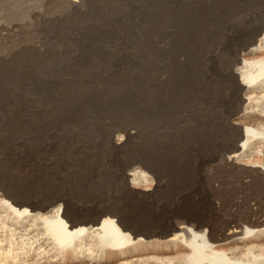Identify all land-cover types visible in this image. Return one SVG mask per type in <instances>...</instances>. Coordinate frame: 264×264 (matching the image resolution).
<instances>
[{"label":"rangeland","instance_id":"rangeland-1","mask_svg":"<svg viewBox=\"0 0 264 264\" xmlns=\"http://www.w3.org/2000/svg\"><path fill=\"white\" fill-rule=\"evenodd\" d=\"M263 27L264 0H0V178L12 194L0 189V197L30 209L60 197L66 222L113 212L138 231L190 220L217 235L231 215L203 209L201 182L214 171L198 169L216 139L221 148L231 139L220 138L218 124L199 126L198 108L225 95L223 74L237 57L249 65L264 55L243 51ZM252 124L264 131V117ZM253 143L263 158L264 134ZM14 237L0 249L20 244ZM183 244H150L99 264H183ZM36 247L25 262L68 264L57 250L46 254L52 245Z\"/></svg>","mask_w":264,"mask_h":264},{"label":"bare ground","instance_id":"bare-ground-1","mask_svg":"<svg viewBox=\"0 0 264 264\" xmlns=\"http://www.w3.org/2000/svg\"><path fill=\"white\" fill-rule=\"evenodd\" d=\"M79 2L80 0H71L74 5ZM215 50L216 48L213 51ZM244 50L246 53H264V27L249 36L243 46ZM214 54L211 51L210 58H213ZM242 60L241 56L237 57L223 74L229 78L225 95L217 102L213 100L216 102L214 105L206 100L205 109L201 106L198 108L200 117L197 122H203L205 114V122H198L199 126L218 124L223 131L220 138L231 139L230 145H226L227 148H221L223 146H220V141L216 139L214 145L209 146L211 151L201 156L202 165L199 166L202 167L201 170L198 169L202 171L203 166L210 164L209 171H214L213 175L204 177L205 181L201 182L205 205L203 209L212 214L224 210L231 215L223 221L217 235L208 233L202 222L188 225L190 220L170 222L168 229L163 231H138L129 227L120 217L117 221L118 215L113 212L104 213L108 216L99 222L97 221L102 214H98L97 218L91 221L70 219L66 222L61 214L62 204L58 203L62 200L60 197L55 198L50 203V206H53L49 208L45 205L30 204L31 209L24 206L28 204L24 201L12 198L13 203L19 205L15 206L9 199L0 197L1 231L8 233L4 234L5 238L0 239V245L6 240H12L14 236L20 240L16 247L13 246L14 242H10L8 248H1L3 251H0V264H49L52 260L46 258L48 260L38 262L39 257L32 262H25L29 256L26 255L27 249H35V246L40 250L43 246L52 245L46 249V254L52 253L51 255L56 257L57 250L68 264L71 261L78 264H99L111 259H124L128 254L137 256L141 249H148L150 244L178 245V242H181L178 248H185L183 243H186L190 249L182 255L183 264H264V157H260V152L252 151L253 137L259 133L264 134V131H259L252 124L264 117V55L251 61L249 65L242 63ZM124 137L129 140L132 132L127 131ZM113 145L120 149L125 143L119 137L113 141ZM145 167L157 175L149 166ZM126 170H122L121 176L129 187L131 172L128 174ZM137 172L133 174V180L140 178L141 175ZM2 182L3 179L0 178V189L4 190V195H12L9 187L4 186ZM249 186L255 187L253 194L247 192ZM134 190L127 189V192H135L137 195ZM215 200H219L220 204ZM180 223L182 225H179ZM127 229L131 232H127ZM226 229H230L232 233L230 231L231 234H227ZM175 230H179L174 232L176 235L167 238V235ZM7 236L10 237L6 239ZM210 240L225 241L231 246L226 248L221 243L222 245L215 247ZM129 251L131 252L128 253Z\"/></svg>","mask_w":264,"mask_h":264}]
</instances>
